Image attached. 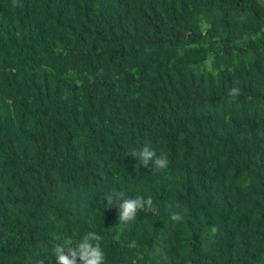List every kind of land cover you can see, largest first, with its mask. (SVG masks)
I'll return each instance as SVG.
<instances>
[{
	"label": "trees",
	"instance_id": "1",
	"mask_svg": "<svg viewBox=\"0 0 264 264\" xmlns=\"http://www.w3.org/2000/svg\"><path fill=\"white\" fill-rule=\"evenodd\" d=\"M87 232L105 264H264V0H0V264Z\"/></svg>",
	"mask_w": 264,
	"mask_h": 264
},
{
	"label": "clouds",
	"instance_id": "2",
	"mask_svg": "<svg viewBox=\"0 0 264 264\" xmlns=\"http://www.w3.org/2000/svg\"><path fill=\"white\" fill-rule=\"evenodd\" d=\"M17 0H12L15 7ZM238 89H232L229 95L235 96ZM130 155L138 159L139 164L145 168L151 165L156 169H163L168 165V159L165 155L157 156L156 152L145 146L138 151L131 152ZM121 203L119 205V224L134 221L140 211L149 212L153 215H159V210L153 205L151 197L145 199L142 196L135 198H124L121 193ZM112 197L107 198V204H111ZM176 210L170 215L173 222H181L183 209L181 205H175ZM212 231H216L213 227ZM102 237L95 232L85 233L78 241H67L65 244H58L53 249V255L56 258V264H105V253L101 248ZM38 264H43L39 261Z\"/></svg>",
	"mask_w": 264,
	"mask_h": 264
}]
</instances>
